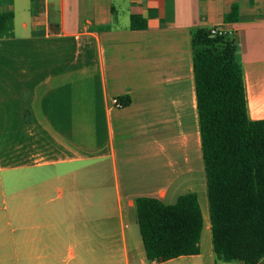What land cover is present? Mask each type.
I'll use <instances>...</instances> for the list:
<instances>
[{
	"label": "crops",
	"instance_id": "obj_1",
	"mask_svg": "<svg viewBox=\"0 0 264 264\" xmlns=\"http://www.w3.org/2000/svg\"><path fill=\"white\" fill-rule=\"evenodd\" d=\"M5 14L0 264H230L212 248L191 34L230 32L248 116L264 120V0H0ZM188 193L199 253L148 261L135 200Z\"/></svg>",
	"mask_w": 264,
	"mask_h": 264
},
{
	"label": "trees",
	"instance_id": "obj_2",
	"mask_svg": "<svg viewBox=\"0 0 264 264\" xmlns=\"http://www.w3.org/2000/svg\"><path fill=\"white\" fill-rule=\"evenodd\" d=\"M11 14L0 15V37L10 36ZM236 21V11L225 16ZM130 28H145L131 17ZM192 70L209 218L216 260H264V120L248 116L237 45L228 37L191 34ZM139 235L148 261L166 262L199 253L202 216L195 194L173 205L135 200Z\"/></svg>",
	"mask_w": 264,
	"mask_h": 264
},
{
	"label": "built area",
	"instance_id": "obj_3",
	"mask_svg": "<svg viewBox=\"0 0 264 264\" xmlns=\"http://www.w3.org/2000/svg\"><path fill=\"white\" fill-rule=\"evenodd\" d=\"M207 31H208V36L211 37V38H214V37H225V36H229L230 35V32H228L226 29H224L222 27H212V28H210ZM112 103L117 108H121L122 107V103L117 98L112 99Z\"/></svg>",
	"mask_w": 264,
	"mask_h": 264
},
{
	"label": "rangeland",
	"instance_id": "obj_4",
	"mask_svg": "<svg viewBox=\"0 0 264 264\" xmlns=\"http://www.w3.org/2000/svg\"><path fill=\"white\" fill-rule=\"evenodd\" d=\"M206 179V178H205ZM205 183V190H204V196H205V193H206V181L204 182ZM202 197V196H201ZM230 264H241L239 262H231Z\"/></svg>",
	"mask_w": 264,
	"mask_h": 264
}]
</instances>
